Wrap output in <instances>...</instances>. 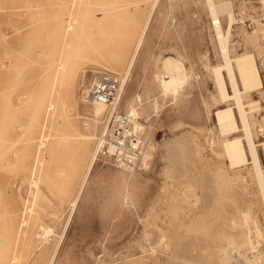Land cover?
<instances>
[{
  "label": "rangeland",
  "instance_id": "rangeland-1",
  "mask_svg": "<svg viewBox=\"0 0 264 264\" xmlns=\"http://www.w3.org/2000/svg\"><path fill=\"white\" fill-rule=\"evenodd\" d=\"M214 1L232 4L228 52L264 175V6ZM205 4L0 0V264H16L15 257L17 264H200L221 243L212 236L230 237L229 252L239 247L233 236L250 239L249 248L262 253L264 205L235 101L223 102L217 92L213 70L220 68L231 95ZM219 20L225 33L226 17ZM68 24L73 29L65 31ZM248 54L260 91L244 90L237 75L234 58ZM171 58L188 74L175 96L160 83ZM102 70L121 75L118 109L136 108L140 130L155 147L146 170L125 171L96 156L105 111L92 117L93 106L80 96ZM253 101L258 111L249 109ZM227 107L237 128L222 135L215 113ZM236 137L246 160L229 170L222 145ZM215 208L224 210L210 219L220 221L218 230L191 238L190 215L207 220Z\"/></svg>",
  "mask_w": 264,
  "mask_h": 264
},
{
  "label": "bare ground",
  "instance_id": "bare-ground-1",
  "mask_svg": "<svg viewBox=\"0 0 264 264\" xmlns=\"http://www.w3.org/2000/svg\"><path fill=\"white\" fill-rule=\"evenodd\" d=\"M260 2L264 6V0H260ZM154 3H156V1ZM205 5H206L207 10L209 12V15L211 17V21L214 23L213 29H214V33L216 35L218 48L220 50L221 58H222V61H223L222 69H224L225 72H226L227 80H228V83H229V86H230V89H231V95L226 93L225 85H224V81H223V77H222L220 68H218V69L216 68V69L213 70L215 83H216V86H217V92L219 94L220 99L223 102L225 100L229 99V98H231V99H233L235 101L237 115H238L239 122H240L241 127H242L241 130H243V133H244V136H245V141H246L248 155L250 156L251 164H252V167H253L252 169L254 170L255 178L257 180L256 182H257V185H258V188H259V192H260V195H261V199H262V204L264 205V175H263V171L261 169V166H260L259 160H258V154H257V150H256L257 146L252 140V135H251V132H250L251 127L249 128L247 114H246V112L244 110V107H243V104H242V101H241V94H240V91L238 89V84H237L235 72H234V69H233V61L229 57V52H228V36H229V32H230L233 24H235V22H236V18H235V15L233 13V9H232V4H231L230 1L215 2L214 0H206V4ZM221 16L226 17V25H227L226 29L227 30L225 31V33L222 32V28H221V24H220V20H219V18ZM72 29H73L72 25L68 24V25H66L65 31H70ZM138 46H139V43L137 45L136 50L138 49ZM173 60L174 59H172V58H171V60H168V59L164 60L165 61L163 63L164 66L162 64V66H163L162 68L166 72V74H164V75H168V79L161 80L160 83H161V86L163 88L162 90L164 91V93L165 92L166 93H170V94L175 96L188 83V74L186 73V70L184 69L183 65H181L180 63H175L176 61L174 60L175 61L174 62ZM234 63L237 66V75H238V78H239L244 90H257V91H260V90L263 89L261 77H260V74H259V70H258V67H257V65L255 63V60H254L252 55H250V54H248V55H239V56L234 58ZM58 67L59 68H57V70L59 69L60 72L59 71H57V72L59 74L63 73L62 71H64L63 68H65V66H63L62 64H58ZM57 72H56V74H57ZM253 102H255V101H253ZM48 108H49V110H47V111L50 112V111H52L53 106L49 105ZM258 108H259L258 107V103L256 104V102L254 104H250V106H249V109L253 110V111H258L259 110ZM93 111H94V114H93L92 117H96V119L99 117V119H100L101 115H103V113L105 111V108H104V106L95 105L93 107ZM129 113H131L133 115L136 114L138 116L137 110L134 107L130 108V112ZM215 118H216V121H217L218 128L220 130L219 132L222 135H228V134L232 133L237 128L233 112L228 107L224 108V109L216 110ZM94 122H96V121H94ZM97 122L99 123V121H97ZM135 127L138 128V129L142 128L141 124H139L138 122L135 123ZM84 138H86V137H84ZM87 139L90 140L89 137ZM222 146H223V150H224L226 159L228 161L227 167L229 168V170H233V169L239 167L240 165L244 164V162L246 160L245 159L246 151H245V148H244V146H243V144H242L240 139H238L237 137L233 138V139H225L223 141V145ZM260 146L262 147L263 154H264V142H262L260 144ZM94 154H95V152H94ZM94 157L95 156L93 155V158H92L91 162L89 163V168L86 171L87 172L86 174H88V172L90 171V168L92 166V162L95 159ZM217 165H219V164H217ZM223 166L224 165L220 164L218 169H216L217 172L215 171L216 173L219 174V175H217V177L219 176L221 178V175H222V180L224 178V175L227 174V173H225L226 169ZM224 180H225V178H224ZM219 181H220V179H219ZM219 181H216V182H219ZM221 181L219 183H217V184L219 185L221 183ZM216 182H214V183H216ZM226 182L227 181H225L224 183H226ZM30 185L33 186V182H31ZM228 187H229V184H228ZM224 188H226V187H224ZM31 192L33 193L32 189H30V193ZM29 198H30V196H29ZM221 202H220V199H219L218 203L220 204ZM74 203H76V202L74 201ZM74 203H73V206H74ZM218 203H217V206H218ZM212 208H214V206ZM213 210L214 209H212V211ZM220 210H221V212L224 211L222 209H220ZM217 211H219V209ZM221 212H218V213L220 214ZM212 213H213L214 216L211 215L212 217L210 216L211 218H209V219L205 218L208 221L204 220L203 219L204 217H202V216L201 217H197L195 215L196 217H194L193 215H190V218H189L190 220H188L189 221V226H187V225H185V226L188 228V233H189V236L191 238L195 237V236H197V237L206 236V233L210 234V233L214 232V229L218 230V228H217L218 225L216 223V221H217L216 219L219 218L220 215L216 212V208H215V211L212 212ZM216 214H218L219 216L216 215ZM198 216H200V215H198ZM216 216H218L217 218H215L216 221L212 222L210 219H213ZM209 220L211 222H209ZM221 221L223 222V220H221ZM217 222L220 224V221H217ZM23 223L24 222L22 221V224ZM211 235H213V234H211ZM238 235L239 234H237V236ZM252 236H254V235H252ZM212 237L214 238L213 241L214 240L216 241L217 239H220L221 243H220V245H215L216 247H214V249H213L214 251L212 252L211 256L209 258L207 257L208 259L206 258L207 259L206 261L203 260L204 262L203 261H199V262H203V263H200V264H231L232 262H237L238 264H264V248L260 249L262 253L255 252V249L249 248L251 246L250 245V239L249 240L245 239V241H241V240H239V237L235 238V237L232 236L231 239L234 238L235 241H236V239H238L237 241L239 242V245H238L239 247L235 248V249L233 248L232 249L233 251L229 252L228 248H227L228 247L227 243L230 241V239L228 240V238H230V237H228V236H227V238H226V236H212ZM212 237L210 236V238H212ZM189 242L190 241H188L187 244H189ZM209 243H210V241H209ZM204 247H206V246H204ZM198 250H199V248H198ZM191 253H192V251H191ZM180 257H181V255H180ZM16 258L17 257H15L13 259V261L14 262L16 261L15 263L17 264L18 259H16Z\"/></svg>",
  "mask_w": 264,
  "mask_h": 264
},
{
  "label": "built area",
  "instance_id": "built-area-1",
  "mask_svg": "<svg viewBox=\"0 0 264 264\" xmlns=\"http://www.w3.org/2000/svg\"><path fill=\"white\" fill-rule=\"evenodd\" d=\"M211 25L214 23L211 22ZM124 84L121 75L99 71L86 91L81 93L80 103L105 108L102 119L105 129L97 137L96 156L107 159L113 166L125 171L146 170L156 153L155 147L143 132L135 127L136 116L118 109Z\"/></svg>",
  "mask_w": 264,
  "mask_h": 264
}]
</instances>
